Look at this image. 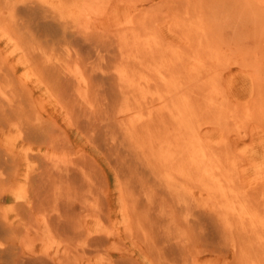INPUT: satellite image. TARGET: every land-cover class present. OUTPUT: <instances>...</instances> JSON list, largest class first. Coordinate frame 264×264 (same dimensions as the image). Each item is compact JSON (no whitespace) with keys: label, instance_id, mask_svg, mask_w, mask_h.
Wrapping results in <instances>:
<instances>
[{"label":"bare ground","instance_id":"6f19581e","mask_svg":"<svg viewBox=\"0 0 264 264\" xmlns=\"http://www.w3.org/2000/svg\"><path fill=\"white\" fill-rule=\"evenodd\" d=\"M47 1L0 0V22L7 11L5 32L19 60L90 140L126 152L125 216L153 264H190L198 239L234 253L230 264H264V187L256 195V186L239 187L238 167L202 140L204 123L196 124L190 94L177 80L182 59L168 55L144 22L141 33L127 19L131 30L114 39L90 32L103 0H56L63 9L53 7L50 16L38 12ZM147 1L154 0L140 3ZM27 87L0 61V264H142L117 257L105 235L88 229L107 220L97 172L44 127ZM155 100L166 115L154 114Z\"/></svg>","mask_w":264,"mask_h":264},{"label":"rangeland","instance_id":"374dc122","mask_svg":"<svg viewBox=\"0 0 264 264\" xmlns=\"http://www.w3.org/2000/svg\"><path fill=\"white\" fill-rule=\"evenodd\" d=\"M47 2L44 7H39L38 12L50 16L53 11L61 8L56 0ZM140 2L141 0H110L107 4V0H103V8L100 6V10L97 9V14L100 15L92 16L89 31L98 32L97 35L107 34L114 39L117 34H125L126 30H131L132 27L127 23L129 20L139 22L134 28L141 33H144L141 28L143 22L146 26L153 27L151 29L157 34L168 55L175 57L177 61L182 59L181 62L184 63L178 62L177 80L184 81V89L191 95L189 100L195 106L194 118L198 115L196 124L204 123V128L200 127L202 140L211 146L213 143V147L225 153L231 169L238 167L234 173L237 171L235 175L238 174L239 187L247 189L256 186L254 193L258 194L263 189L261 187H264V0H154L144 2L143 5ZM122 11L126 12L124 16ZM9 18L5 11L4 21L0 22V61L5 70L13 71L14 79L26 83V87L32 90L34 106L43 116L44 127L65 138L68 146L66 151L86 160L97 172L102 191L99 197H103L106 204L107 220L91 221L88 229L105 235L106 246L117 257L122 252L138 259L142 264H153L146 247L131 233V224L125 216L122 190L128 175L123 164L126 152L107 150L103 144L101 146L92 142L88 133L74 123L75 118L70 119L67 109L55 99L51 91L36 82L35 76L19 60L21 53L15 46V41L5 32L6 27L11 25ZM177 54V57L174 56ZM196 62L200 64L199 68ZM20 64L24 70H21L23 68ZM163 106L159 102L155 103L154 114L166 115V108ZM126 120L130 123L131 117ZM225 135L228 140L224 144L220 141ZM235 157L238 162H235ZM230 161L236 164L231 165ZM196 197L203 198L197 194ZM10 204V201L1 202L5 207ZM76 209L80 211L78 206ZM198 240L189 247L190 253L196 257L190 264H230L234 261L235 255L231 251H217L214 246H202Z\"/></svg>","mask_w":264,"mask_h":264}]
</instances>
